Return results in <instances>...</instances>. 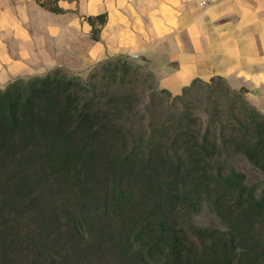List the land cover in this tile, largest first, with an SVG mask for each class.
Masks as SVG:
<instances>
[{"label": "trees", "instance_id": "trees-1", "mask_svg": "<svg viewBox=\"0 0 264 264\" xmlns=\"http://www.w3.org/2000/svg\"><path fill=\"white\" fill-rule=\"evenodd\" d=\"M104 21L88 17L94 40ZM99 67L89 80L53 67L0 87V264H264V116L244 88L221 77L158 88L152 100L169 105L205 88L206 125L192 107L151 105L154 129L136 134L133 100L103 82L137 66ZM185 118L193 128L175 131ZM236 156L259 181L229 166ZM203 208L215 226L197 223Z\"/></svg>", "mask_w": 264, "mask_h": 264}, {"label": "crops", "instance_id": "crops-1", "mask_svg": "<svg viewBox=\"0 0 264 264\" xmlns=\"http://www.w3.org/2000/svg\"><path fill=\"white\" fill-rule=\"evenodd\" d=\"M43 1V0H39ZM0 0V87L53 67L120 55L149 64L177 94L221 77L264 116V0ZM105 14L97 40L89 16Z\"/></svg>", "mask_w": 264, "mask_h": 264}, {"label": "rangeland", "instance_id": "rangeland-1", "mask_svg": "<svg viewBox=\"0 0 264 264\" xmlns=\"http://www.w3.org/2000/svg\"><path fill=\"white\" fill-rule=\"evenodd\" d=\"M120 56V55H116ZM113 57V56H112ZM110 58V57H109ZM107 59V58H105ZM102 59V60H105ZM102 60H99L98 62H93L90 65H87L85 67L78 68V71H72L66 69L68 74H77L83 77L84 79L89 80V74L95 69L100 70L101 73H105V70L100 69L99 64ZM129 62L134 66H137L136 73L134 72L133 75H127V77H124V79H121L119 76L116 78L114 82H111L108 80V78L104 79L103 83L111 84V88H114V94L113 95H119L120 97L124 98V95H128L131 97V100H133V107L130 111V119H128L127 125H131L133 127V132L136 134H139L141 130H149L152 131L154 127L148 124V117L146 112L149 109H152L151 105L161 107L159 108L162 110L161 116H164L167 114L164 111H168V108H174L177 107L180 110L184 109L185 106L192 107L191 108V116L195 115L198 117L199 124H201L202 129L205 127V123L203 120H206L207 117H209V110L213 109V105L211 103H208V100L205 96V88H202L200 92L202 93V98H197L193 94V92L188 93V95H184L185 97L183 100H177L175 103L170 104L171 99L168 98L164 93H158L155 97H153V100L151 96L149 95L150 92L158 90L159 87L156 86L155 80L157 77V73L154 72V69L147 63H142L140 61H136L132 58H127ZM61 67V66H59ZM65 69V67H62ZM108 81H107V80ZM104 100L106 97L110 96L109 94H106L104 91ZM230 94V93H229ZM223 100L222 98H219V101ZM161 105V106H160ZM169 105V106H168ZM169 108V109H170ZM208 110V111H207ZM151 111V110H150ZM158 111V110H156ZM155 113V112H153ZM156 114V113H155ZM152 123V122H151ZM188 120L185 118L184 120L180 121L179 125L176 130L184 131L185 127L193 128V126L187 124ZM187 124V125H186ZM186 125V126H185ZM200 127V128H201ZM229 163V166L235 167L237 170L245 171L247 175L250 177L253 181H259L258 173L252 170L249 167V164L240 157H234L227 161ZM196 221L199 224L208 225V226H215L216 225V218L211 216L206 209H202V212L196 216Z\"/></svg>", "mask_w": 264, "mask_h": 264}]
</instances>
